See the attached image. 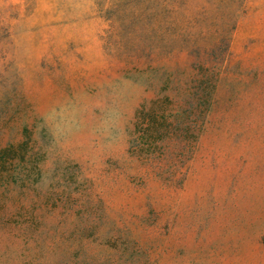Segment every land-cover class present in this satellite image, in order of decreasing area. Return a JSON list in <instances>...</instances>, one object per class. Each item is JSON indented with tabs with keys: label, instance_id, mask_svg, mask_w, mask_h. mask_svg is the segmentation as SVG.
Masks as SVG:
<instances>
[{
	"label": "rangeland",
	"instance_id": "1",
	"mask_svg": "<svg viewBox=\"0 0 264 264\" xmlns=\"http://www.w3.org/2000/svg\"><path fill=\"white\" fill-rule=\"evenodd\" d=\"M0 264H264V0H0Z\"/></svg>",
	"mask_w": 264,
	"mask_h": 264
}]
</instances>
